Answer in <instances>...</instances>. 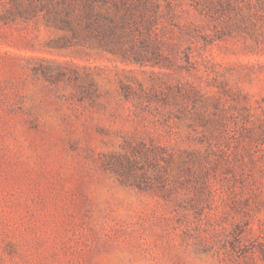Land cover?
Masks as SVG:
<instances>
[{
	"label": "rangeland",
	"instance_id": "1",
	"mask_svg": "<svg viewBox=\"0 0 264 264\" xmlns=\"http://www.w3.org/2000/svg\"><path fill=\"white\" fill-rule=\"evenodd\" d=\"M0 0V264H264V0Z\"/></svg>",
	"mask_w": 264,
	"mask_h": 264
},
{
	"label": "trees",
	"instance_id": "2",
	"mask_svg": "<svg viewBox=\"0 0 264 264\" xmlns=\"http://www.w3.org/2000/svg\"><path fill=\"white\" fill-rule=\"evenodd\" d=\"M82 2H86L87 0H81ZM258 1V4H262L263 1L262 0H257ZM62 2H64V4L66 3H69V0H62ZM15 3H16V7L18 8V10H21V2L19 0H15Z\"/></svg>",
	"mask_w": 264,
	"mask_h": 264
}]
</instances>
